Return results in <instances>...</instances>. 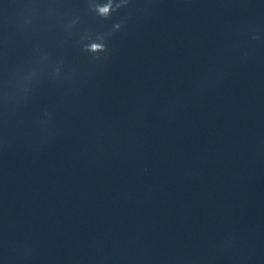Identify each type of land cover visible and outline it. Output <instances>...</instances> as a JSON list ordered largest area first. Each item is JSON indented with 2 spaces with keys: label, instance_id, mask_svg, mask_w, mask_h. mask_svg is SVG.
I'll return each instance as SVG.
<instances>
[{
  "label": "water",
  "instance_id": "1",
  "mask_svg": "<svg viewBox=\"0 0 264 264\" xmlns=\"http://www.w3.org/2000/svg\"><path fill=\"white\" fill-rule=\"evenodd\" d=\"M0 264H264V0H0Z\"/></svg>",
  "mask_w": 264,
  "mask_h": 264
},
{
  "label": "clouds",
  "instance_id": "2",
  "mask_svg": "<svg viewBox=\"0 0 264 264\" xmlns=\"http://www.w3.org/2000/svg\"><path fill=\"white\" fill-rule=\"evenodd\" d=\"M108 11V9L107 8H103V9H101V12H103V13H106ZM96 48V46L94 45L93 46V49H95Z\"/></svg>",
  "mask_w": 264,
  "mask_h": 264
}]
</instances>
